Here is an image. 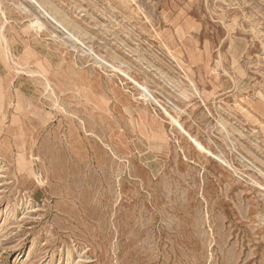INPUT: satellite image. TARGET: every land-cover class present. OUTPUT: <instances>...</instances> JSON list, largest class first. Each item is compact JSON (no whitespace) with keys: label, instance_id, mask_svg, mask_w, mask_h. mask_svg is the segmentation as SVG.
<instances>
[{"label":"rangeland","instance_id":"rangeland-1","mask_svg":"<svg viewBox=\"0 0 264 264\" xmlns=\"http://www.w3.org/2000/svg\"><path fill=\"white\" fill-rule=\"evenodd\" d=\"M0 264H264V0H0Z\"/></svg>","mask_w":264,"mask_h":264},{"label":"bare ground","instance_id":"bare-ground-1","mask_svg":"<svg viewBox=\"0 0 264 264\" xmlns=\"http://www.w3.org/2000/svg\"><path fill=\"white\" fill-rule=\"evenodd\" d=\"M61 24L64 25V26H66V25H67V20L64 19V18H62V19H61ZM189 80H190V79H189Z\"/></svg>","mask_w":264,"mask_h":264}]
</instances>
